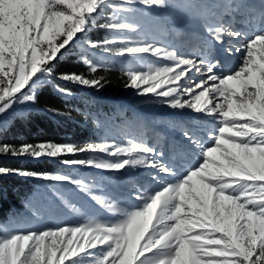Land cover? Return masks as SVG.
I'll use <instances>...</instances> for the list:
<instances>
[{
  "label": "snow or ice",
  "instance_id": "obj_1",
  "mask_svg": "<svg viewBox=\"0 0 264 264\" xmlns=\"http://www.w3.org/2000/svg\"><path fill=\"white\" fill-rule=\"evenodd\" d=\"M138 2L149 7L165 6L164 0ZM106 4L115 7L109 0H0V116L17 104L36 103L35 92L30 91L35 78L42 72L54 74L59 55L79 33L96 26L93 14ZM108 20L113 22L99 24V28L129 27L115 23V16ZM206 28L217 41L225 35H241L223 24L213 28L206 24ZM89 43L108 51V45L116 41ZM230 49L240 54L239 62L228 74H218L210 53L197 63L154 45L118 48L120 56L151 53L171 62L148 72L130 70L126 86L154 94L173 109L188 108L210 117L217 125L204 130L211 143L205 136L185 132L200 162L182 179L174 183L165 180L152 194L143 190L133 193L134 200L143 202L138 210L126 211L115 201L92 196L105 211L118 213L121 219L88 220L76 226L4 235L0 238V264H76L82 254L93 249H104L97 264H264V34ZM84 63L92 72L97 70L88 60ZM193 71L199 77L195 83L190 76ZM58 78L102 87L100 79L77 73ZM89 151L126 158L115 164L96 159L61 162L116 171L129 165L150 167L158 171L153 177L157 182L175 175L174 169L159 159L163 151L143 143L129 141L125 146L112 140L75 145L44 141L17 146L0 142V157L39 160ZM130 156L135 158L128 159ZM8 176L55 182L48 186L54 199L47 211L52 215L57 210L55 200L79 211L64 198L57 184L88 191V185L69 175L0 165V178ZM39 212L35 208L34 215Z\"/></svg>",
  "mask_w": 264,
  "mask_h": 264
},
{
  "label": "rangeland",
  "instance_id": "obj_2",
  "mask_svg": "<svg viewBox=\"0 0 264 264\" xmlns=\"http://www.w3.org/2000/svg\"><path fill=\"white\" fill-rule=\"evenodd\" d=\"M164 2V7H149L138 0L131 4L125 0H109L115 7H108L106 4L94 13L96 26H90L86 31L79 33L59 55L75 56V62L87 67V75L83 76L100 79L102 87L81 86L58 77L57 79L61 83L74 86L90 101L110 104L112 105L110 108L119 110L117 113L112 111L108 114L97 109L103 116L92 120V128L97 131L88 142L115 140L125 146L129 141L143 143L158 152L163 151L164 155L159 159L174 169L175 175L165 176L164 180L157 182L153 177L158 175V171L150 167L129 165L123 170L116 171L66 165L61 162L63 159H96L98 162L115 164L126 158L123 155L112 156L89 151L62 154L58 158H41L39 160L55 164L56 170L50 173L69 175L88 185V191L84 192L71 184H57L64 198L74 204L79 211L66 208L62 202L55 200L56 213L50 214L47 205L53 202L54 198L48 186L55 182L27 178L34 184L33 191L16 208L15 213L0 224V238L15 232L76 226L88 220L114 222L121 219V215L105 211L92 199L93 195L115 201L126 211L138 210L143 202L134 200L133 193L143 190L146 194H152L160 190L165 180L174 183L182 179L189 168L200 162L198 152L191 150L185 132L205 136L207 134L205 129H214L217 126L211 118L188 108L173 109L166 103L159 102L154 94L142 93L126 86L129 83L130 70L148 72L171 62L151 53L120 56L117 49L142 44L154 45L174 51L180 58L194 59L197 63L206 58V53H210V59L216 65L214 70L218 74H228L230 70L236 68L240 55L231 51L230 46L242 47L256 35L264 34V0H164ZM109 16L116 17L115 23L127 24L129 27L122 30L99 28V24L113 22L108 20ZM206 24L209 28L223 24L229 31L241 35L238 38L225 35L221 41H217L210 35ZM106 39L116 41L115 44L108 45L110 49L108 51L103 47L90 46L89 42L103 45ZM84 60L95 64L97 70L92 72ZM106 60L107 63H101ZM109 72L113 74L110 81ZM190 76L194 79L193 83L199 78L194 71ZM50 78L51 76L43 72L38 74L30 91L34 90L38 82ZM143 87L144 85H141V88ZM32 107V103L15 105L9 112L0 116V126L6 122L10 114L24 112ZM205 139L208 144L211 143L206 136ZM0 158L17 160L21 164L38 161L28 156ZM35 208H39L40 212L34 215ZM103 251L104 249L89 250L76 260V264H97Z\"/></svg>",
  "mask_w": 264,
  "mask_h": 264
},
{
  "label": "trees",
  "instance_id": "obj_3",
  "mask_svg": "<svg viewBox=\"0 0 264 264\" xmlns=\"http://www.w3.org/2000/svg\"><path fill=\"white\" fill-rule=\"evenodd\" d=\"M74 59L75 56L66 54L58 57L51 78L34 86L33 91L37 100L33 107L24 112L10 114L6 122L0 126V142L17 146L44 141L83 145L97 131L92 128V120L103 116L98 108L108 114L112 111L119 112L110 108L112 105L90 101L74 86L59 82L57 77L61 74L87 75V67L75 62ZM101 63L105 64L107 60ZM108 74L110 81L113 74L111 72ZM0 165L44 172L56 170L55 164L47 160L21 164L17 160L0 158ZM33 187L31 180L19 176L0 178V224L15 213L16 208L33 191Z\"/></svg>",
  "mask_w": 264,
  "mask_h": 264
}]
</instances>
